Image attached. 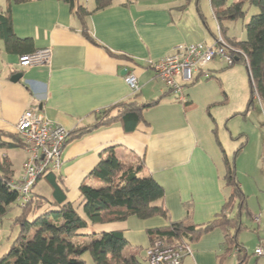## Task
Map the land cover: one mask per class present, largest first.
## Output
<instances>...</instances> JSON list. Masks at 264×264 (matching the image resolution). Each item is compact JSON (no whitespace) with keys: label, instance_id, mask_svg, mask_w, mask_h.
<instances>
[{"label":"crops","instance_id":"crops-1","mask_svg":"<svg viewBox=\"0 0 264 264\" xmlns=\"http://www.w3.org/2000/svg\"><path fill=\"white\" fill-rule=\"evenodd\" d=\"M78 1L93 11L94 0ZM7 5V0H0V13ZM10 18L15 37L30 41L31 49L25 53L49 48L51 59L45 65L22 68L18 65L21 47L9 52L0 39V131L16 134L15 125L25 110L42 114L69 133L90 125L99 111L134 97L125 82L126 74L136 77L138 101L160 99L158 105L145 111V121L133 133L126 134L120 124H113L67 142L55 173L67 188L69 202L78 203L82 182L98 185L89 174L108 149H114L115 155L128 163L142 160L140 175L151 176L163 188V204L172 222L185 220L187 209L188 218L196 225H205L221 213L228 195L223 184L224 155L229 161L234 159L244 194L252 183L259 182L260 200H264V110L258 103L260 134L256 133L257 141L250 152H246L249 131L239 129L236 134L229 124L232 117L246 110L249 99L242 76L239 74L238 85L226 86L222 65L210 62L195 74L192 84L185 85L181 91L184 101L179 102L150 66L177 45L215 42L221 32L210 0L209 8L200 0H112L107 8L86 17L88 32L100 46L85 39L70 6L59 0L12 4ZM230 25L232 22L224 23V38L233 43L244 41L227 36ZM18 75L20 78L13 82L11 79ZM176 82L182 84L180 76ZM231 92L236 94L234 107L228 103ZM223 104L228 108L225 112L219 109ZM243 120L253 129L257 126L252 117L246 115ZM241 138L239 146H244L235 155L236 142ZM3 150L6 153L1 155L0 165H9L10 180L16 182L28 153L22 143L0 147V152ZM33 193L49 196L50 190ZM166 225L161 217L140 220L131 216L124 222L95 226L94 230L122 231L132 253L143 261L150 246L148 230ZM256 225L259 240L264 237V230H259L260 219ZM224 241L220 228L203 234L190 245L191 254L181 264H232V259L237 264L248 262L249 255L242 247H235L236 255L232 251L224 254ZM243 254L247 258L241 263ZM81 258L86 264H94L88 253ZM259 262L264 264V257L255 256L254 263Z\"/></svg>","mask_w":264,"mask_h":264},{"label":"trees","instance_id":"trees-1","mask_svg":"<svg viewBox=\"0 0 264 264\" xmlns=\"http://www.w3.org/2000/svg\"><path fill=\"white\" fill-rule=\"evenodd\" d=\"M7 1L6 10L0 13V39L4 41L7 51L21 47L20 52L24 55L25 51L31 49L30 41L15 37L10 11L12 4H23L31 0ZM59 1L70 6L71 13L80 23L81 33L85 39L93 45L100 46L88 32L86 17L92 12L107 8L112 0H94L93 11H88L78 0ZM248 1L250 6L258 9V12L252 15L245 25V40L233 43L224 38V31L227 29L224 23L242 19L247 1L237 0L228 5L226 0H210L223 39L245 55L244 59L234 52H229L233 54V62L228 65L231 67L238 62L245 64L250 96L244 113L254 107L255 101L264 110V0ZM137 95L136 93L131 99L99 111L95 114L92 124L69 133L67 142L113 124H120L126 134L135 132L139 124L145 121L143 116L145 111L160 102V99L140 102L136 99ZM3 138H10L13 141L8 142ZM21 143L17 134L0 131V147L7 148ZM243 146L244 144H241L238 147L235 155ZM223 162L225 165L223 184L228 195L221 213L205 225L194 224L188 218L190 216L188 209L185 220L172 222L163 204L165 196L163 188L151 176L140 175L143 170L142 160L125 162L115 155L114 149L106 150L105 155L89 174L99 186L85 182L80 184L77 204L67 200V188L61 177L54 171H49L40 178L47 181L50 188L49 196L31 191L29 200L19 204L20 213L14 220L19 232L7 253L0 257V264H86L81 258L85 253L91 256L94 264H146V256L142 261L138 255L132 253L122 231L94 230L95 226L124 222L131 216L140 220L161 217L167 221L165 227L148 230L150 246L160 242L164 246L182 248L198 241L203 234L220 228L225 240L224 254H228L238 246V234L242 229L252 231L255 229L241 222V212L246 206V195L237 180L234 159L229 161L224 155ZM9 174V165L1 164L0 218L19 201V194L9 186L11 182ZM235 208L236 213L231 215ZM246 258L247 255L243 254L240 262H244Z\"/></svg>","mask_w":264,"mask_h":264},{"label":"built area","instance_id":"built-area-1","mask_svg":"<svg viewBox=\"0 0 264 264\" xmlns=\"http://www.w3.org/2000/svg\"><path fill=\"white\" fill-rule=\"evenodd\" d=\"M229 52H234L245 59L242 51L231 47L219 34L212 45L204 43L177 45L163 58L151 62L150 66L169 91L177 95L176 99L183 102L184 97L181 91L185 85L194 81L195 74L214 59H224L228 65L231 64L233 54ZM50 59L51 50L43 48L20 56L18 65L22 68L45 65ZM177 76H180L182 84L176 82ZM125 82L131 93L136 94L139 91L134 75L126 74ZM15 131L28 153V158L23 164L20 180L10 182L9 186L19 194L20 204H24L29 200L36 182L49 171L55 172L60 168L69 132L33 110H25L21 114L15 125ZM262 164L264 168V157ZM190 254V245L172 248L160 242H155L145 250L147 264H181L182 260ZM254 255L264 257V237L258 240Z\"/></svg>","mask_w":264,"mask_h":264},{"label":"rangeland","instance_id":"rangeland-1","mask_svg":"<svg viewBox=\"0 0 264 264\" xmlns=\"http://www.w3.org/2000/svg\"><path fill=\"white\" fill-rule=\"evenodd\" d=\"M207 8H209V0H200ZM236 0H226V3L229 5ZM245 8H244V17L242 19H239L235 22H232V25H230L227 36H234L238 40H243L246 38V30H245V25L249 21L250 17L258 12L256 7H252L249 5V1L246 0ZM209 11L206 12L208 14ZM212 32H214L213 28ZM211 38V37H209ZM219 63L222 65L220 68H222L224 71L221 72L223 82L225 85H229L231 87H234V84H237V81L239 80V74L242 76V83H245V88L247 89V95L250 96V87H249V82H248V74L246 71V67L244 62H238L234 64L231 67H228V62L224 59H214L211 61L212 63ZM229 68V69H227ZM227 81V82H225ZM238 85V84H237ZM231 107H234L236 105V94L235 92H231V99L228 102ZM221 112H225L228 110L226 107V104H223L219 107ZM259 104L257 101H255V105L252 109H250L248 112L244 113H238L236 116L232 117L229 120V124L231 128L234 130V133H236L237 130L239 129H245L249 131V137L248 143H247V151L250 152L256 144L257 141V134H260L259 128L261 127L260 121V111H259ZM248 116V118L252 117L256 123L257 126L253 129L250 124H243V119L244 116ZM246 127V128H245ZM257 133V134H256ZM237 134V133H236ZM235 134V135H236ZM243 139L241 138L239 141L236 142V148L239 147V143H241ZM225 141V147L227 150H229V141L227 140V137L224 139ZM231 142V141H230ZM6 150H3V152H0V160H2L1 155L5 154ZM257 178H259V175H256ZM259 185L260 183L257 182L255 185L252 183L250 185L251 190L246 191V206L245 209L241 212V221L248 226L249 228H257L256 225V219H260V226L259 230L263 231L264 230V200H260L261 193L258 192L259 190ZM99 186V184H98ZM34 190L37 192H48L49 185L47 181L42 178L37 182V185H35L32 188V191ZM257 191V194H256ZM253 193V194H252ZM20 202L17 201L14 203L8 211L0 218V257L7 253L12 241L16 238L18 232H19V227L17 224H15V217L20 213V207H19ZM237 209L235 208L231 215H234L236 213ZM256 218V219H255ZM255 219V220H254ZM238 246L242 247L247 254L249 255L248 262L245 264H255V256L252 255L254 249L258 245V238L257 234L255 231L252 230H244L242 229L239 234H238ZM236 249L235 247L232 250V253L235 255L238 254L235 252ZM262 262H259L261 264ZM232 264H237L236 259H232Z\"/></svg>","mask_w":264,"mask_h":264},{"label":"water","instance_id":"water-1","mask_svg":"<svg viewBox=\"0 0 264 264\" xmlns=\"http://www.w3.org/2000/svg\"><path fill=\"white\" fill-rule=\"evenodd\" d=\"M124 73H127V71H124ZM20 78V75L13 77L11 80L13 82H16Z\"/></svg>","mask_w":264,"mask_h":264}]
</instances>
